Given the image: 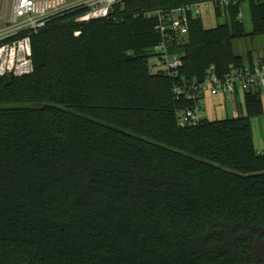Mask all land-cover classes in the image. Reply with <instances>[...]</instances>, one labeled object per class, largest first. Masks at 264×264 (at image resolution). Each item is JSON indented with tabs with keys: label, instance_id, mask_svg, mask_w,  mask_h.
<instances>
[{
	"label": "trees",
	"instance_id": "trees-1",
	"mask_svg": "<svg viewBox=\"0 0 264 264\" xmlns=\"http://www.w3.org/2000/svg\"><path fill=\"white\" fill-rule=\"evenodd\" d=\"M203 1L221 0H125L89 22L67 10L33 35V72L0 76V264H264L261 90L184 127L191 102L174 92L246 65L243 0L216 6L215 26L190 18L176 77L151 70L163 35L147 13ZM249 8L264 34V0Z\"/></svg>",
	"mask_w": 264,
	"mask_h": 264
},
{
	"label": "built area",
	"instance_id": "built-area-1",
	"mask_svg": "<svg viewBox=\"0 0 264 264\" xmlns=\"http://www.w3.org/2000/svg\"><path fill=\"white\" fill-rule=\"evenodd\" d=\"M238 0H221L219 2L203 1L191 3L172 10L150 11L147 15L158 19V30L163 40L153 48V73H166L171 77L178 75L182 66V57L173 51L175 44H181L189 33L190 18L202 17L210 10L214 13L216 6H224ZM125 0H79L69 4L68 0H0V76L12 74L23 76L33 72L32 37L43 30L55 16L70 9L81 10L76 19L89 22L94 19L109 17L117 5H124ZM77 35L79 32L76 33ZM264 89V62L261 60L248 63L241 68H232L220 76L215 67L208 69L205 78H182L174 86L177 98L184 97L191 105L178 113V124L188 126L200 123L203 115L204 96L223 97L222 105L231 100L234 115H238V96L250 90Z\"/></svg>",
	"mask_w": 264,
	"mask_h": 264
},
{
	"label": "rangeland",
	"instance_id": "rangeland-1",
	"mask_svg": "<svg viewBox=\"0 0 264 264\" xmlns=\"http://www.w3.org/2000/svg\"><path fill=\"white\" fill-rule=\"evenodd\" d=\"M79 0H68L69 4H74ZM242 20L245 25L246 33L244 36L235 39L234 47L237 54H242L243 56H248L249 53H253L254 56L258 54H264V34L262 35H253V23L250 14L249 0H243L241 2V14ZM203 20L205 21L206 26L212 27L215 26L218 22H223L224 17L217 18L210 10L207 13L202 15ZM154 61V59L152 60ZM238 98L239 103L242 102L243 111L245 112V100L244 95L241 93ZM217 99L223 102V97L220 95H211L210 91H207L204 96V109L203 115L207 119H216L223 118L226 116L225 110L229 111V114L234 113V104L232 101H228L227 108L225 109L222 104L217 103ZM252 126L254 130V138L256 148L264 147V109L263 113L259 116L252 118ZM259 145V146H257ZM259 148V149H260Z\"/></svg>",
	"mask_w": 264,
	"mask_h": 264
},
{
	"label": "crops",
	"instance_id": "crops-1",
	"mask_svg": "<svg viewBox=\"0 0 264 264\" xmlns=\"http://www.w3.org/2000/svg\"><path fill=\"white\" fill-rule=\"evenodd\" d=\"M246 30V29H245ZM253 32V31H252ZM239 55H241L243 58H244V61H245V63L246 64H248V63H250V61H262V62H264V54H258L257 56H254V54L253 53H249L248 54V56H243L242 54H239ZM261 95H262V101H263V109H264V89H262L261 90ZM224 100V99H223ZM239 98H238V103H239ZM228 101H231V100H228ZM228 101L226 102V105L228 104ZM217 103L219 104V105H221L222 104V101H220V99H217ZM242 102L240 101V103L239 104H241ZM223 106V105H222ZM224 107V106H223ZM225 109L227 108V106L226 107H224ZM233 110H234V108H233ZM225 114H226V116H233L234 114H232V115H230L229 114V111L226 109L225 110ZM254 131V130H253ZM255 139V138H254ZM256 146V145H255ZM257 146H259V145H257ZM260 148V147H259ZM259 148H257V150H259V151H261V152H264V147H261L260 149Z\"/></svg>",
	"mask_w": 264,
	"mask_h": 264
}]
</instances>
